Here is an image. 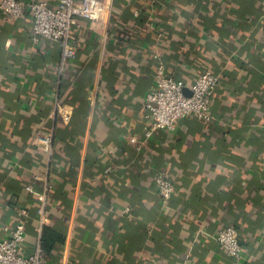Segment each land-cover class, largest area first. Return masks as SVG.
<instances>
[{
  "label": "crops",
  "instance_id": "obj_1",
  "mask_svg": "<svg viewBox=\"0 0 264 264\" xmlns=\"http://www.w3.org/2000/svg\"><path fill=\"white\" fill-rule=\"evenodd\" d=\"M98 2L100 21L75 18L63 67L59 44L34 39L29 8L18 25L0 11V239L25 208L35 248L26 187L48 182L47 225L66 238L49 264H264V0ZM158 51L186 85L220 76L213 121L146 138ZM51 132L49 163L35 140ZM157 174L174 185L167 203ZM225 225L240 262L217 240Z\"/></svg>",
  "mask_w": 264,
  "mask_h": 264
},
{
  "label": "built area",
  "instance_id": "obj_2",
  "mask_svg": "<svg viewBox=\"0 0 264 264\" xmlns=\"http://www.w3.org/2000/svg\"><path fill=\"white\" fill-rule=\"evenodd\" d=\"M111 1L106 3V11L111 10ZM29 8L32 18V29L36 41L45 39L57 43L62 50V67L67 61L77 56V49L71 42V32L75 18H83L98 22L102 16V8L98 0H59L56 7L48 1L1 0L0 11L15 21L21 20ZM163 34L159 33V38ZM158 61L155 73L154 89L145 98L147 127L145 136L152 138L159 131H174L178 123L187 118L195 117L201 122L214 119L212 106L214 94L220 76L214 72H204L190 84L177 80L169 75L161 52L154 55ZM56 111H62L59 102L55 103ZM37 147L52 161L54 154L53 132L37 137ZM154 187L164 203L172 199L175 188L165 175L157 174L153 179ZM51 186L47 182L43 191H37L33 185L26 190L35 198L38 218V238L35 248L26 251L27 223L30 218L28 209H21L18 222L12 229H7L8 237L0 239V264H49L41 250V233L49 223L48 192ZM218 242L226 250L228 257L237 262L243 259V247L239 231L232 225L223 226L217 236Z\"/></svg>",
  "mask_w": 264,
  "mask_h": 264
},
{
  "label": "trees",
  "instance_id": "obj_3",
  "mask_svg": "<svg viewBox=\"0 0 264 264\" xmlns=\"http://www.w3.org/2000/svg\"><path fill=\"white\" fill-rule=\"evenodd\" d=\"M15 22L16 25H18L20 20ZM65 241V236L59 230H56L51 225H45L43 227L40 244L41 250L46 258H50L55 250V247L59 244H63Z\"/></svg>",
  "mask_w": 264,
  "mask_h": 264
}]
</instances>
